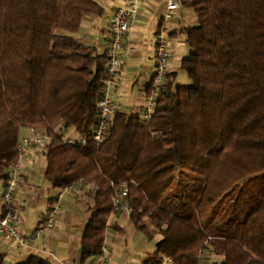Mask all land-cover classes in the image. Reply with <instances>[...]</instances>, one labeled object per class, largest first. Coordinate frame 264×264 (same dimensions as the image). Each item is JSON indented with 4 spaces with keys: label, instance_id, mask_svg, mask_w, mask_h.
I'll use <instances>...</instances> for the list:
<instances>
[{
    "label": "trees",
    "instance_id": "trees-1",
    "mask_svg": "<svg viewBox=\"0 0 264 264\" xmlns=\"http://www.w3.org/2000/svg\"><path fill=\"white\" fill-rule=\"evenodd\" d=\"M178 1L196 14L179 29L190 81L166 71L151 118L118 109L97 143L108 53L75 32L103 6L0 0V189L18 160L21 128L39 130L48 137L43 177L57 188L80 179L92 187L83 260L100 252L113 183L124 181L132 228L158 236L150 264L163 254L173 264H264V0ZM69 128L86 143L64 141ZM0 264H9L3 254ZM10 264L55 263L32 253Z\"/></svg>",
    "mask_w": 264,
    "mask_h": 264
},
{
    "label": "crops",
    "instance_id": "crops-1",
    "mask_svg": "<svg viewBox=\"0 0 264 264\" xmlns=\"http://www.w3.org/2000/svg\"><path fill=\"white\" fill-rule=\"evenodd\" d=\"M103 10L93 13L82 19L81 26L76 35L85 39L87 43L94 44L102 52L107 49L110 37V19L118 6L126 4L129 0H97ZM166 6V0H146L140 7L131 23L130 29L123 38V44L128 47L126 60L123 62L113 93L119 94L122 78L125 73L133 78L131 88L138 90V97L130 100L128 104H121V109L128 113H142L147 94V78L144 70H148L153 62L154 50L152 40L161 20L160 14ZM196 17L194 11L182 6L174 11L173 17L166 22L170 29V39L173 40L172 49L175 55L181 57L188 51L184 40V33L179 29L184 24L193 21ZM169 39V40H170ZM176 67L167 65V71ZM120 94L124 91L120 89ZM21 135L33 132L31 128H21ZM45 159L41 149L32 147L17 168V180L14 188V207L19 208V225L23 232L28 233L35 229L47 217L53 201L61 188L53 187L42 174ZM90 183L81 179L74 188H68L63 194L61 205L56 214V226L47 230L35 243L34 247H18L12 241L0 235V254L4 255L7 263L25 261L32 253L47 256L55 264H95L93 256L84 260L81 258L80 237L87 220V200ZM2 197L0 193V212ZM126 211L112 213L109 219V228L105 243L109 251L110 264H126L129 255V245L136 253L128 264H150L148 257L155 249L158 236L149 239L141 231L129 229L130 219ZM127 217V220H126ZM51 253L54 255L51 256Z\"/></svg>",
    "mask_w": 264,
    "mask_h": 264
},
{
    "label": "built area",
    "instance_id": "built-area-1",
    "mask_svg": "<svg viewBox=\"0 0 264 264\" xmlns=\"http://www.w3.org/2000/svg\"><path fill=\"white\" fill-rule=\"evenodd\" d=\"M145 1L146 0H129L126 4L116 8L110 19V37L106 49L108 53V63L104 84L99 95L97 123L91 130V139L97 143L103 139L110 117L116 110L121 109L120 104L114 98L113 87L128 53V47L123 44V38L130 29L131 23L139 11L140 5ZM180 7L181 4L178 0H166V6L160 14L161 22L153 36V62L151 67L143 72L147 78V85L149 84V91L146 94L144 108L141 113L144 122H147L151 118L155 97L158 95L160 85L166 75L168 65L167 59L171 55L169 49L170 29L166 25V22L173 17L174 11ZM72 132H74L72 129H66L61 133L62 139L71 143H86L87 139L85 137L75 132V134H73ZM47 139L48 137L44 132L33 131L28 135H21L17 143L18 160L12 165L7 182L1 184L2 206L6 210V213L1 215L0 212V235L9 239L18 247H34L35 243L47 230L53 229L56 226V214L59 211L62 196L69 187L74 188L76 184V182H73L68 187L61 188V191L53 201L47 217L35 229L28 233L21 230L18 217L19 208L14 207L13 196L17 180V168L32 147L37 146L42 149ZM113 184L112 213L118 211L130 213L131 206L125 200V196L128 192L127 183L122 181ZM51 256L54 257L52 253ZM93 258L95 264H108L109 255L105 242L102 244L100 252L93 255ZM173 263L174 260L171 255L163 254L160 261L156 264Z\"/></svg>",
    "mask_w": 264,
    "mask_h": 264
},
{
    "label": "rangeland",
    "instance_id": "rangeland-1",
    "mask_svg": "<svg viewBox=\"0 0 264 264\" xmlns=\"http://www.w3.org/2000/svg\"><path fill=\"white\" fill-rule=\"evenodd\" d=\"M172 43H173V40L170 39L169 40V49L171 51V55L167 59V64H168V66L177 68V75H176L177 82L188 83L190 81V78L188 77L187 73L183 69L180 68V57L175 55V51L172 49ZM132 85H133L132 76L128 73L127 74L125 73V76L122 78L120 88L118 89L119 94L115 95L114 98L119 100L121 102V104H123V105L128 104V102H130V100H134L135 98H137L139 89L137 90L136 88H131ZM120 89L124 91L123 95L120 94ZM126 101H128V102H126ZM56 128L58 129L59 125H57ZM33 131L34 132H41L39 130H34V129H33ZM72 133L75 134L74 132H72ZM258 179H259V177H253L252 179H249L246 183H247V185L251 186L254 183L258 182ZM0 193H1V189H0ZM126 215L129 217V213ZM126 220H127V217H126ZM129 229L134 231V229L131 226V221L129 222ZM134 253H136V251L134 250V248L132 246L129 245V255L126 258V261H125L126 264H128L130 260H134V259H130L132 257L131 255H133ZM108 255L110 256L109 251H108ZM108 264H110V261H108Z\"/></svg>",
    "mask_w": 264,
    "mask_h": 264
}]
</instances>
